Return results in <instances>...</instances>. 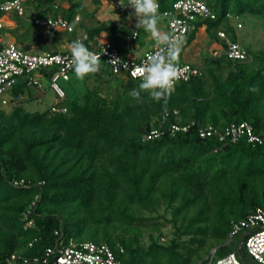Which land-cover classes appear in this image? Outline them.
I'll use <instances>...</instances> for the list:
<instances>
[{
	"label": "trees",
	"instance_id": "obj_1",
	"mask_svg": "<svg viewBox=\"0 0 264 264\" xmlns=\"http://www.w3.org/2000/svg\"><path fill=\"white\" fill-rule=\"evenodd\" d=\"M175 1L158 0L160 13ZM203 1L215 17L194 22L187 43L204 25L225 49L228 40L240 42V17L264 19V0ZM52 2L44 0L36 16L56 17ZM77 11L72 3L63 16L71 21ZM110 28L88 29L83 42L90 48L89 39ZM245 48L250 61L223 53L206 60L202 74L176 83L166 102L143 92L137 103L129 92L141 80L105 68L81 80L95 81L81 96L63 89L65 113H50L52 103L29 112L20 101L30 86L16 83L6 95L10 110L0 102V264H36L59 237L55 230L61 239L104 242L115 253L122 247L124 264H208L211 249L217 256L233 251L226 243L233 222L264 209V143L201 137L199 129L222 132L246 121L264 133V51ZM72 76L73 69L67 81ZM173 124L188 127L171 131ZM154 128L161 133L147 138ZM20 179L26 185L15 186ZM159 218L170 223L171 238L149 232L144 245L143 229Z\"/></svg>",
	"mask_w": 264,
	"mask_h": 264
},
{
	"label": "built area",
	"instance_id": "obj_2",
	"mask_svg": "<svg viewBox=\"0 0 264 264\" xmlns=\"http://www.w3.org/2000/svg\"><path fill=\"white\" fill-rule=\"evenodd\" d=\"M111 5H115L118 11H124L128 7L121 8L118 0H108ZM35 0H0V30L4 27V17L8 13L18 16H24L26 10ZM54 8L57 4L53 5ZM231 17L230 14H228ZM215 14L203 0H176L172 8L161 12V18H164L167 24L168 34L174 37H181L183 44L186 42V36L195 28L197 20L214 18ZM33 23L42 27L43 35H50L53 30L65 29L72 31L74 23L68 21L60 14L56 17L40 18L34 17ZM136 20L131 24V38H137L139 29L135 28ZM241 24L237 23V27ZM217 35L226 39V33L218 30ZM91 45V44H90ZM159 44L146 49L137 57H126L108 41L99 42L91 45L89 50L101 54L100 59L105 63L113 75L128 79H140L135 72L137 66H140L149 54L155 53ZM221 53L228 58L246 60L250 55L242 43L238 41H227V47L221 51L212 52L213 57ZM179 72L175 82L188 81L191 76L202 74V67L190 63H178ZM73 69L71 64L70 52L63 51H31L25 49L22 44L7 42L0 33V102L2 105L7 103L10 89L19 82H25L28 86L42 87V79L49 81V87L54 92V100L49 108L50 113H65L67 107L59 104L60 99L65 95V91L59 84V80L67 81L69 73ZM21 97V96H20ZM188 126L178 124L171 125V131L178 129L186 130ZM161 130L154 128L150 130L147 138L158 136ZM220 139L228 137L231 142H235L239 137L245 136L248 142L264 143V133L255 134L252 126L244 121L238 124L231 123L222 132H218L211 125L199 129V135L206 137L218 134ZM15 186L26 185L23 179L14 180ZM55 235L59 236L54 245L47 247L41 257H35L33 262L36 264H124L119 254L123 253L122 247L115 253L108 244L93 241H80L74 238L61 239L60 231L55 230ZM241 234V244L239 252L230 251L221 256L215 254V249L208 255V264H250L242 255L241 247L255 263L264 264V209L257 207L246 218L237 220L232 224V230L229 233L227 242L232 241L235 236ZM163 240V237H160ZM31 243H29L30 245ZM15 259V254L10 256Z\"/></svg>",
	"mask_w": 264,
	"mask_h": 264
},
{
	"label": "crops",
	"instance_id": "obj_3",
	"mask_svg": "<svg viewBox=\"0 0 264 264\" xmlns=\"http://www.w3.org/2000/svg\"><path fill=\"white\" fill-rule=\"evenodd\" d=\"M83 1L85 2V3L83 2V4H85V9H86L85 11L88 12V17H87L88 20L94 19L98 21V23H95L96 24L95 26L107 25L111 27L109 30L107 29L100 31L91 40L89 39L91 45H95L99 42L108 41L116 48H118V50L121 52L122 55L133 58L140 55L146 49L152 48L158 44L157 41L153 38V36L142 28L139 29L137 38L135 39L131 38L130 27L132 22L135 20V18L133 17L131 21L127 19V17L130 15L132 11L130 8L124 11H118L115 8L114 9L112 8L108 0H102L104 1V5H101V3H99V0H83ZM43 2L44 0H37L36 3H34L33 5L31 4L26 14L31 13L32 18L36 16L37 12L42 10ZM72 3H75L77 6L80 5L79 0H53L52 2V4H57L59 8V11H57L56 15L60 14L62 17H64L63 16L64 10L68 9L70 4ZM12 15L13 16L11 18L5 15L4 27L2 30H0V33L3 35L5 29L21 27L22 29H18V32L22 35H26L27 31L26 29L25 30L23 29L25 22L24 18L21 19V17L18 15L15 14ZM16 16L18 17L19 21L18 19H14ZM117 16L119 17V20H117ZM80 20L81 17L79 16V13L77 11L74 17L70 21L74 23V29L72 31H67L65 29H58V30H53L52 33L50 34L51 36H54L57 32L59 33L64 31L69 32L70 35L65 38V41H62L61 43H57V44L53 41L52 42L53 44H50V46H47V48H45V50L42 51L70 52L68 45L73 40H75V38L82 39L83 41L88 39L87 31L88 29L95 27L94 23H92V21L88 22L86 20V24H87L86 26L81 23L80 26H77L78 25L77 22L78 21L80 22ZM109 21H111L112 24L108 23ZM89 24H91L92 26H90ZM158 27L162 33L168 34L167 24L164 18H161ZM39 29L43 31L42 28ZM139 35L140 38H138ZM5 39L7 42H13V40H11L10 38H5ZM27 42L28 41L25 40L24 42H19V43L14 42V43H18L26 46L28 45L29 49H31L32 44ZM54 44H56V46ZM215 50L221 51L222 48H220V45H218L217 42L215 41L211 42V39L206 32L205 26L202 25L197 28L195 37L189 43L185 42V44L182 45L180 51V58L178 59L177 63L187 62L192 65L202 67L206 60L208 61L210 59L215 58L212 56V52ZM100 67H102V69L105 68L109 69V67L102 62ZM117 77L121 79H125L122 78L121 76H117Z\"/></svg>",
	"mask_w": 264,
	"mask_h": 264
},
{
	"label": "clouds",
	"instance_id": "obj_4",
	"mask_svg": "<svg viewBox=\"0 0 264 264\" xmlns=\"http://www.w3.org/2000/svg\"><path fill=\"white\" fill-rule=\"evenodd\" d=\"M118 4L121 8H130L132 11L127 19L131 21L134 17L136 20L135 28H142L150 33L160 45L155 53L149 54L147 59L136 67L135 72L141 82L138 88L129 92V95L137 103H144L141 95L143 92H147L152 100L157 102L164 100L166 102L178 78L177 61L183 39L162 33L159 30L161 13L158 0H118ZM111 6L114 9L115 5ZM117 20H119L118 16ZM68 47L71 54V64L77 78L82 80L85 76L100 70L101 54L89 50L82 39L73 40ZM226 243L228 242L226 241ZM238 247L240 248V245Z\"/></svg>",
	"mask_w": 264,
	"mask_h": 264
},
{
	"label": "rangeland",
	"instance_id": "obj_5",
	"mask_svg": "<svg viewBox=\"0 0 264 264\" xmlns=\"http://www.w3.org/2000/svg\"><path fill=\"white\" fill-rule=\"evenodd\" d=\"M37 0H35V3ZM83 0H79L80 5L78 6V13L79 16L81 17L80 22L78 21V25L80 26V23L83 25L86 24V20L88 22L92 21L94 23V26L96 25L95 23H98L96 20H88V12L85 11V4H83ZM85 3V2H84ZM99 3L101 5H104V1L99 0ZM30 10V9H29ZM28 11V8L27 10ZM7 16L11 18L13 15L12 13H8ZM24 18V26L23 29H26V35H22L18 32V29H22L21 27L18 28H12V29H5L3 35L5 38H10L13 40V42H24L25 40L28 41L27 43L32 44L31 50L34 51H42L47 48V46H50V44H53L52 42L54 41L56 44L61 43L62 41H65V38L70 35L69 32H57L54 36L47 35L45 38L42 37L43 31H41L38 27L33 23V18L31 13L25 14L21 19ZM14 19H18L16 16ZM238 22H241V26L238 27L239 29L236 30V34L238 37V40L242 45L245 47L249 48L253 52L255 51H264V19L260 16L256 15H250L246 14L244 17H240L238 19ZM19 21V19H18ZM118 22V21H117ZM108 23L112 24L111 21ZM92 26L91 24H89ZM38 27V28H37ZM42 33V34H41ZM29 38H27V37ZM76 39V38H75ZM33 40V41H32ZM213 42V41H211ZM56 44H54L56 46ZM180 58V54L178 59ZM251 57L249 56L247 58V61H250ZM101 71H105L101 68ZM223 73H226V69L223 71ZM115 79V78H114ZM113 79V80H114ZM80 80V81H79ZM114 83V82H113ZM60 86L69 94L71 93H78L77 96H81L83 93L85 86L88 88H93L95 81L92 77L86 79V82L83 83L81 82V79L77 78L76 75L72 76V78L69 81H64V80H59ZM112 84V83H111ZM113 85V84H112ZM115 88L111 89V93ZM31 98V99H30ZM54 100V92L53 90L49 87V81L42 79V87H34L30 86L27 87L22 94V98L20 103L22 104V107L29 112L33 111H44L50 103H52ZM11 104L5 105L4 109L10 110ZM163 207H160L159 210L162 211ZM148 215V214H144ZM167 217L169 218V213H167ZM143 235L141 238V241L144 245L148 244V237L147 234L149 232H152L155 237H158L160 234L163 237V240L171 238L172 235V227L170 223L166 222L162 218L158 219V224L155 225H149L142 231ZM230 244L233 246V250H237L238 246L241 244V234H238L233 238V240L230 242ZM212 250V249H211ZM241 252L243 257L250 263V264H257L255 263L249 256L244 251L243 245L241 247ZM207 255L204 254L203 257L205 258Z\"/></svg>",
	"mask_w": 264,
	"mask_h": 264
},
{
	"label": "water",
	"instance_id": "obj_6",
	"mask_svg": "<svg viewBox=\"0 0 264 264\" xmlns=\"http://www.w3.org/2000/svg\"><path fill=\"white\" fill-rule=\"evenodd\" d=\"M23 46H24L25 49H29V46L28 45L27 46L26 45H23ZM237 251L239 252V247H238Z\"/></svg>",
	"mask_w": 264,
	"mask_h": 264
}]
</instances>
